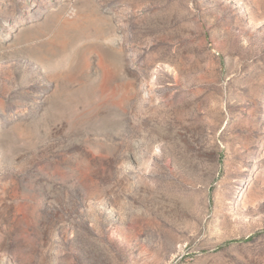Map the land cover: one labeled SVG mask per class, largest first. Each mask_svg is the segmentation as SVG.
I'll return each mask as SVG.
<instances>
[{
    "label": "rangeland",
    "instance_id": "obj_1",
    "mask_svg": "<svg viewBox=\"0 0 264 264\" xmlns=\"http://www.w3.org/2000/svg\"><path fill=\"white\" fill-rule=\"evenodd\" d=\"M0 264H264V0H0Z\"/></svg>",
    "mask_w": 264,
    "mask_h": 264
}]
</instances>
